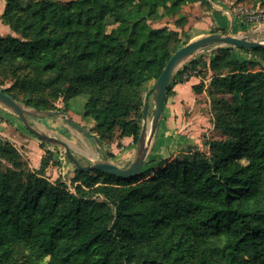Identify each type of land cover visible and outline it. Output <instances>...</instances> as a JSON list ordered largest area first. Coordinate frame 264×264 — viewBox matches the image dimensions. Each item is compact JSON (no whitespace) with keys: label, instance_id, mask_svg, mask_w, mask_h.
<instances>
[{"label":"trees","instance_id":"trees-1","mask_svg":"<svg viewBox=\"0 0 264 264\" xmlns=\"http://www.w3.org/2000/svg\"><path fill=\"white\" fill-rule=\"evenodd\" d=\"M190 1L6 0L0 23L21 37L0 35V73L11 71L19 89H0L37 110L57 109L46 95L87 94L102 144L115 130L137 143L142 97L182 40L149 19ZM239 49L251 58L221 47L210 62L215 128L227 137L208 151L148 160L126 179L77 170L74 194L47 177L50 156L34 169L0 135V264H264V47ZM200 64L179 70L164 106Z\"/></svg>","mask_w":264,"mask_h":264},{"label":"rangeland","instance_id":"rangeland-1","mask_svg":"<svg viewBox=\"0 0 264 264\" xmlns=\"http://www.w3.org/2000/svg\"><path fill=\"white\" fill-rule=\"evenodd\" d=\"M21 1L24 4H27L32 0ZM217 2H223L226 4V8L228 7L229 12L237 20V30L230 31V29H226L225 33L231 32L232 35L241 36L248 40L264 41L263 1L217 0ZM212 3L213 1L211 0H192L182 6L179 14L168 13L165 17L150 18L149 22L154 28L168 27L169 29L179 31L182 39L180 45L182 47L191 41L204 37L208 34L218 32L224 33L220 30V28H223L225 24L220 22V19L218 18L220 13L215 11ZM5 6L6 0H0V15L4 12ZM163 11L164 10L161 9V12ZM256 15H260L258 19L259 21L254 22V16ZM133 18L135 20L138 19L136 13H133ZM107 22L110 24V28L117 26L112 18H108ZM1 23L0 29L3 26H6V24L3 22ZM1 31L2 30H0V35H9L4 34ZM10 31L11 35H17L18 37H21V35L16 34L14 31ZM125 34H127V32ZM219 48L221 47L218 45H212L203 48L191 56L187 61H185L176 71L175 75L185 65H189L191 61L200 60L201 64L193 73L197 74L198 71L201 72V75L198 77L196 83L202 82L204 89L201 93H195L192 89V86H186V89L181 90L183 93L181 105L173 106L176 103H173V101L167 102V104L164 106L162 118L152 141L149 152L150 154L148 155L147 161L149 160L157 163L161 160H164L165 157L172 158L174 155H177L184 150H189L190 147L208 151V147L206 145L210 140L223 139L227 137L222 131L215 128V114L211 103L212 97L210 96V84L213 77V72L209 66L211 60L215 57V54ZM237 49L238 48L235 50L236 55L240 56L241 58H251L250 54L243 56V54H240L242 50L240 51ZM254 60L259 61L257 57L254 58ZM205 62L208 64V69H206L204 66ZM261 67L264 68V63L260 66H257L256 68L261 69ZM185 77H187V75H185ZM0 81H4L2 87H11L14 93H18V79L14 77L11 71L0 73ZM155 81L156 80L151 81L149 90L153 88ZM147 92H145L142 97V113ZM46 96L48 100L54 104V107L57 108L53 110H59L61 108L62 110L66 111L68 117L73 119L78 124L86 127L92 133L96 134L100 140L101 135L95 128V120L90 115L86 114V105L89 100V96L87 94L78 95L67 101H64L63 98L54 100L51 99L49 95ZM25 106L27 108L34 109L27 105ZM155 108L156 103L154 100V93L152 92L149 97L148 125H151ZM0 109L3 111H9V114L16 115L2 105H0ZM29 118L32 124L40 131L65 140L70 145L72 152L83 165L89 166L96 161L108 160L115 164H121L122 167H127L135 158L138 142L135 143L133 141L129 147L123 142L124 137L120 135L119 130H115L111 137H105L103 144L101 141L100 144H98L94 138L89 137L83 132L78 131L68 125L65 116H30ZM4 119L5 118L0 115V120ZM20 122L22 123L21 120ZM140 124L142 130V126L144 124L143 117L141 118ZM22 125L26 129L23 123ZM28 132L31 133L30 131ZM39 140L41 143V148L44 150L43 156H50L51 162L53 163L47 169V177L53 182L61 178L65 182L68 190L74 194H77L78 192L76 187L79 182L76 181V177L78 169L69 160L64 148L42 141L41 139ZM132 149H135L134 156L132 155V152L134 151ZM110 153H113L114 156L111 157ZM28 161L31 165V161L29 159ZM31 167L34 169H39L40 163L37 167H35V165H31ZM146 167L147 166L145 164L144 169ZM91 194L95 199H105V196L102 194L92 191Z\"/></svg>","mask_w":264,"mask_h":264},{"label":"water","instance_id":"water-1","mask_svg":"<svg viewBox=\"0 0 264 264\" xmlns=\"http://www.w3.org/2000/svg\"><path fill=\"white\" fill-rule=\"evenodd\" d=\"M218 45L219 47H235L244 49L262 48L264 47V41L248 40L244 37L232 35L231 32L227 33H212L204 37L191 41L185 46L180 47L176 53L171 57L168 64L162 71L161 75L155 81L152 89L146 93V100L143 107V120L144 124L138 140L137 151L134 160L127 166L121 167L108 160H100L92 163L89 166L83 165L76 155L72 152L70 145L63 139L51 136L40 131L30 121V116H65L68 125L72 128L83 132L85 135L94 138L98 144H100L99 137L88 130L86 127L78 124L73 119L68 117L67 112L64 110H37L27 108L24 104L14 99L10 95L4 93L0 89V105L4 106L22 121L24 126L33 135L53 145H58L64 148L69 160L80 171H104L112 175H116L120 178H130L137 176L144 168L147 161L152 141L155 137L157 128L164 112V102L168 93L169 86L174 79V75L178 68L203 48ZM154 93V100L156 108L154 111L151 125H148L149 119V97L151 93Z\"/></svg>","mask_w":264,"mask_h":264},{"label":"crops","instance_id":"crops-1","mask_svg":"<svg viewBox=\"0 0 264 264\" xmlns=\"http://www.w3.org/2000/svg\"><path fill=\"white\" fill-rule=\"evenodd\" d=\"M211 1H213L212 5L214 6L215 11L217 13H220L218 15L220 22L225 24L223 28L227 30L230 29V31L237 30V23H236L237 20L229 12L228 7L226 8V4H224L223 2L218 3L217 0H211ZM0 30H2L1 32L4 34H10L11 32L10 31L11 28L8 25L3 26ZM240 54H243V56L244 55L247 56V54L244 53L243 51H241ZM197 80H198L197 77H193L189 82H186L184 84H178L176 86L175 89L176 95H174L171 100L173 101V103H176L173 106H178L182 104L183 93L181 92V90L186 89V86L193 87V85L197 84L196 83ZM0 115L5 118L4 120H0V135L11 141L27 157V159L31 161V165L32 166L35 165V167H37L44 154V150L41 148L40 140L37 137H35L33 134L29 133L23 127L22 123L20 122V120L16 115L9 114V111L6 110L3 111L1 109H0ZM123 142L129 146L131 143H133V138L124 137ZM132 150H134L132 152V155L134 156L135 149ZM165 159H167V157H165ZM117 165L122 167L121 164H117Z\"/></svg>","mask_w":264,"mask_h":264},{"label":"built area","instance_id":"built-area-1","mask_svg":"<svg viewBox=\"0 0 264 264\" xmlns=\"http://www.w3.org/2000/svg\"><path fill=\"white\" fill-rule=\"evenodd\" d=\"M259 17H260V15H256V16H254V22H256V21H259L258 19H259Z\"/></svg>","mask_w":264,"mask_h":264}]
</instances>
